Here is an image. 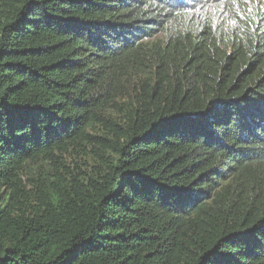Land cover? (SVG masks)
<instances>
[{
	"label": "trees",
	"instance_id": "trees-1",
	"mask_svg": "<svg viewBox=\"0 0 264 264\" xmlns=\"http://www.w3.org/2000/svg\"><path fill=\"white\" fill-rule=\"evenodd\" d=\"M0 264H264V0H0Z\"/></svg>",
	"mask_w": 264,
	"mask_h": 264
}]
</instances>
